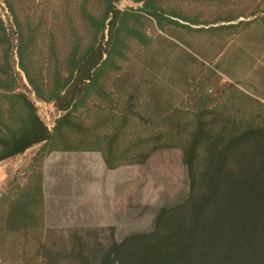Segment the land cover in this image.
Here are the masks:
<instances>
[{
    "label": "trees",
    "instance_id": "trees-1",
    "mask_svg": "<svg viewBox=\"0 0 264 264\" xmlns=\"http://www.w3.org/2000/svg\"><path fill=\"white\" fill-rule=\"evenodd\" d=\"M1 1L14 19L0 15V161L41 145L0 191V264H264V104L240 93L241 107L210 108L202 76L212 52L264 14V0L211 18L167 3L227 0H99L100 12L83 0L82 29L70 27V49L47 76L27 64L34 35L16 1ZM29 92L60 112L51 128ZM175 148L189 190L162 205L151 228L117 238L113 221L60 235L48 226L52 152H100L112 170Z\"/></svg>",
    "mask_w": 264,
    "mask_h": 264
},
{
    "label": "rangeland",
    "instance_id": "rangeland-1",
    "mask_svg": "<svg viewBox=\"0 0 264 264\" xmlns=\"http://www.w3.org/2000/svg\"><path fill=\"white\" fill-rule=\"evenodd\" d=\"M15 1L16 14L23 28H25L26 32L31 31L32 36L34 35V40H30V53L27 56V64L37 76H40V74L47 76L54 69L55 55L64 60L70 49V27L76 26V28L82 29L78 9L83 0ZM90 2V6L95 12L102 10L99 0H90ZM119 4L123 8L137 5L131 0H121ZM259 4L263 5L261 0H227L223 4L219 1L213 4H207L206 2L192 4L182 1L181 3H167V6L179 7L188 13H199L200 11L203 13V17L211 18L216 14L225 15L226 13H232L236 15L239 11L249 13V11L254 10ZM0 15L6 23L12 22L14 19L9 9L1 0ZM13 42L17 44V39H14ZM13 51L11 62L19 71L16 49L14 48ZM2 56L3 49L0 47V63L3 62ZM21 74L23 75V81L28 84L24 73L22 72ZM219 83L218 80L217 84L212 86L214 90H220L218 87ZM29 95L37 103L38 98L35 94L29 92ZM38 110L42 118L49 124L60 114L52 103L44 104L38 102ZM66 157L64 155L62 160L67 161ZM76 157L81 161L85 158L82 155H76ZM92 160L97 162L94 157ZM19 166L8 183L15 175H20L28 169L29 164L21 159ZM131 166L140 169L141 173L138 179H131ZM45 170H47L46 173L50 177V179H47L46 184L47 223L49 227L56 230V233L60 235V233L67 234L69 227L84 226L92 228L103 223L87 219L89 215L83 214L84 204H82V199L76 197L74 189L70 190L72 192L71 197L61 195V193L68 192L63 187L69 175L67 169H58L61 172L57 173V181L49 176L52 171L50 167H47ZM75 170H82L81 162L76 166ZM121 170L119 175H124V185L121 189L123 194L122 203L119 206H122L123 209L122 212L120 211L121 213H117L116 220L113 221L116 224L117 238H121L132 231L151 228L157 210L162 205L178 201L187 195L189 190L182 151L177 148L159 150L150 157L147 163L142 165H125ZM128 176L129 179H126ZM54 181L58 185H55L57 183ZM57 193H60V195L58 196ZM129 205H132V207H129Z\"/></svg>",
    "mask_w": 264,
    "mask_h": 264
},
{
    "label": "crops",
    "instance_id": "crops-1",
    "mask_svg": "<svg viewBox=\"0 0 264 264\" xmlns=\"http://www.w3.org/2000/svg\"><path fill=\"white\" fill-rule=\"evenodd\" d=\"M207 65L210 71L206 70L202 76L208 77L206 83L211 86L210 88H205L203 92L206 95H211L213 99V102L209 105L210 108H214L217 102L223 103L226 101L231 109L237 104L239 105L241 101L239 99L240 93L252 101H259L264 104V14L253 20L249 26L237 32L233 38L225 43L221 50L212 52ZM218 80L220 82L218 86L220 90H214L212 86H215ZM32 100L34 99L32 98ZM38 102L47 103L38 99L37 103L35 102L37 106ZM239 106L241 107V105ZM55 119L50 124L46 120L44 121L51 128ZM40 145H32L24 153L11 155V157L0 161V191L7 186L10 178L20 167L19 161L23 159L29 164ZM64 155L67 156V161L62 160ZM76 155H82L85 158L81 161ZM93 157L97 162L92 160ZM80 162L82 170L76 171V166ZM47 167L52 169L49 176L56 181L58 180L56 177L58 176L57 173L61 172L58 169H67L69 175L63 187L68 192L60 193L71 197L72 192L70 190L74 189L76 197L82 199V204H84L83 214L89 215L87 219L101 221L103 222L101 224H104V222L116 220L117 213L122 212L123 207L119 206V204L122 203L123 194L121 189L124 185V175H119V173L122 171L123 166L112 170L107 169L100 152L54 151L44 160L46 207V184L47 179H50L48 173H46L47 170H45ZM130 169L132 171L131 179H138L141 173L140 169L133 166ZM126 179H129V176ZM55 185H58V183ZM60 193H57V195L59 196Z\"/></svg>",
    "mask_w": 264,
    "mask_h": 264
}]
</instances>
